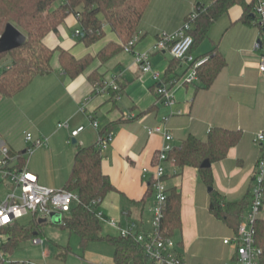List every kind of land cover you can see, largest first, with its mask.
<instances>
[{"label": "crops", "instance_id": "1", "mask_svg": "<svg viewBox=\"0 0 264 264\" xmlns=\"http://www.w3.org/2000/svg\"><path fill=\"white\" fill-rule=\"evenodd\" d=\"M168 3L160 2L165 9ZM198 3L201 2L195 5ZM153 5L154 0L141 21L135 51L149 50L162 33L175 32L196 10L184 8L178 3L173 17L165 11L157 12ZM242 13L243 8L241 15ZM240 17L227 26L218 38L214 35V29L220 17L209 32V43L205 49L193 52L199 57L218 47L225 56L227 64L213 84L206 88L200 79L193 84H175L173 88L176 103L172 107L158 102V83L151 73L141 70L135 61L134 52L124 50L100 68L106 78L116 77L123 87L122 93L115 99L109 91H94L89 75L99 63L73 78L63 70L59 54L56 53L51 73L37 76L27 88L10 98L0 96V108L7 107V110L16 115L15 118L25 117L33 127L32 131L24 129L21 139L0 129L2 144L14 151L25 152V132L33 133L35 130L34 136L47 137L48 142L50 141L49 146L46 144L47 146L44 145L34 153L39 161L46 162L54 156V142L59 133L61 138L69 136L71 139V130L84 125L85 130L76 139L77 143L87 146L97 143L103 129L112 128L114 138L103 151L102 168L118 191L109 193L98 210L103 216L106 214L107 218L116 219L121 226L135 221L140 231L147 232L151 228L146 230L145 216L150 212L152 226L151 209L155 204V195L151 190L152 172L145 173L144 168L153 167L157 154L164 145L163 135L149 134L147 128L156 126L162 116L170 114L168 125L174 135L173 145L180 144L190 134L206 139L210 130L216 126L240 129L243 132L241 141L229 150L225 159L212 164L214 188L227 201H250L249 196L255 184V169L264 154V141L257 142L258 134L264 132V74L259 69L260 52L254 49L256 40L261 36L260 27L254 24L256 27L242 38L229 32L232 25L241 22ZM73 26H76L75 32L80 29L77 17L71 14L57 32L47 36V43L53 48L69 49L80 57L89 52L96 54L108 40L116 38L110 32L109 36L87 47L83 42L78 44L68 36L65 27ZM108 28L107 26V31ZM74 36L78 38L75 33ZM172 58L167 50L154 52L151 57L153 69L164 76ZM188 69L189 64L186 62L178 65L180 79L187 74ZM128 114H134V118L128 119ZM91 115L99 121V128L92 125ZM54 119L59 120L58 124L68 121L70 127L57 126L58 131L48 132L46 127ZM165 166L169 189L176 186L182 195L183 225L177 242L178 252L189 264L233 263L236 249L232 243L224 241L232 238L236 231L211 213V191L203 186L197 168H180L171 161ZM29 167L38 175L41 184L53 188L52 185L41 182L40 169L31 168L30 161ZM248 211L249 207L245 209L244 217ZM114 229L118 235L119 230Z\"/></svg>", "mask_w": 264, "mask_h": 264}, {"label": "trees", "instance_id": "2", "mask_svg": "<svg viewBox=\"0 0 264 264\" xmlns=\"http://www.w3.org/2000/svg\"><path fill=\"white\" fill-rule=\"evenodd\" d=\"M151 1L0 0V36L7 24L13 23L28 37L25 45L0 52V63L7 58L11 60L7 68L0 70V96L10 98L27 88L37 76L51 73L52 61L56 53L59 54L61 67L69 76L75 78L89 70L95 63H99V66L90 72L89 77L93 83L103 80L106 77L100 72V68L123 52L125 45L139 33L141 21ZM236 5L243 8L239 19L241 22L248 25L256 24L257 16L254 13L253 1L215 0L209 6L197 4L198 17L194 29L190 32L194 37L191 52L196 51L209 36L213 24ZM71 14L77 17L81 30L78 37L87 47L95 45L107 36V26L116 38L108 40L96 54L89 52L80 57L69 49L51 47L47 43V36L57 32L59 26ZM202 57L209 59L200 68L199 79L208 88L225 68L227 60L218 47L199 56ZM182 62L175 57L170 60L163 78L165 83L174 86L180 80L177 67ZM118 84L117 89L109 90L113 99L122 93L123 87L120 81ZM111 130L112 128H105L102 132ZM242 136L243 132L240 129L216 126L210 130L206 139L188 135L180 144L173 145L168 156L169 161L180 168H197L203 182L213 188L209 206L211 213L224 220L236 232L243 221L245 209L251 205L253 194L250 193V201L248 199L227 201L214 188L213 167L202 168V163L206 159L212 164L225 159L229 150L241 141ZM11 154H21L17 162L18 165L24 164L22 151L11 149ZM102 163L103 150L96 144L87 146L78 144L70 176L64 187L77 193L80 201L63 216L62 222L58 225L70 234L78 235L83 248L100 241L110 243L114 249L115 264H157L147 256L143 244L135 235L124 237L120 234L103 233L97 211L107 195L118 191V188L110 176L103 171ZM151 190L153 191V187ZM98 200L101 201L95 203ZM44 224L35 222L26 226L19 219L4 228L2 231L8 234L9 239L0 246V256L3 257L0 258V264H26V260L8 259L7 256L14 254L24 242L43 236ZM182 225V195L175 186L169 189L162 227L167 236H174ZM255 230V245L263 250L261 263L264 264V213L257 219ZM70 253H72L71 246L57 244L55 252L57 259L65 261Z\"/></svg>", "mask_w": 264, "mask_h": 264}, {"label": "built area", "instance_id": "3", "mask_svg": "<svg viewBox=\"0 0 264 264\" xmlns=\"http://www.w3.org/2000/svg\"><path fill=\"white\" fill-rule=\"evenodd\" d=\"M254 2V13L257 16L256 24L261 29V36L256 40L254 49L260 52L259 69L264 74V0H250ZM198 11L192 12L184 24L172 33H162L155 44L147 51H135L134 47L138 40L136 35L128 44L125 51L134 52L135 61L139 64L144 73H151L155 81L159 84L157 94L158 102L168 107L176 103L173 86L163 81L164 76L159 71L153 69L151 57L154 52L161 50L169 51L173 57L181 59L189 64L187 74L177 83L193 84L199 79L200 68L208 61L209 57H196L191 48L194 44V37L191 31L194 29ZM75 34L79 36L81 30L77 29ZM176 83V84H177ZM96 93L108 92L111 88L119 87L116 77L104 78L93 83ZM84 109V106L82 107ZM180 113V112H179ZM128 119L134 118V114L126 115ZM171 115H164L156 126L148 127L149 134L160 133L164 138V145L157 154L156 161L152 168H144V172H152L151 185L155 195V204L152 207V229L150 231H140L139 225L135 221H130L127 226L121 224L114 218H104L101 211H97L100 219L119 230V234L127 237L135 235L137 240L143 244L147 256L157 264H189L186 258L177 250V242L174 236H167L162 224L167 208L169 187L166 182V166L169 161V151L172 149L173 133L169 128ZM91 123L95 128H99V121L90 116ZM59 128H69L68 121L60 122ZM85 126L81 125L71 130V139L76 138ZM114 132L108 131L100 134L96 145L103 151L106 150L113 141ZM264 141V132L258 134L257 142ZM25 142L27 144L24 155L25 162L18 165V158L21 154L12 155L11 148L2 144L0 137V174L9 179L12 189L8 195L0 202V246L9 239L8 234L2 230L14 224L20 218L32 214L35 222L41 219L51 218L52 213H60L63 216L69 213L72 207L80 201L77 193L63 188H51L40 183L36 173L30 170L29 161L33 153L47 144V137H36L30 131L25 132ZM255 184L252 191L253 197L249 211L241 222L238 231L232 238H226L225 243H232L236 249V258L233 263L226 264H262L261 255L263 250L255 245V223L264 213V154L259 159L255 169ZM101 200L96 201L100 202ZM42 216V217H41ZM61 220V222H62ZM41 242V238L34 240ZM0 258H3L0 256ZM26 264H40L33 261H25Z\"/></svg>", "mask_w": 264, "mask_h": 264}, {"label": "rangeland", "instance_id": "4", "mask_svg": "<svg viewBox=\"0 0 264 264\" xmlns=\"http://www.w3.org/2000/svg\"><path fill=\"white\" fill-rule=\"evenodd\" d=\"M170 2L166 6L165 9L160 2ZM215 0H154V7L157 12L169 13L172 14L173 17L175 16V12H177V4H181L184 8H192V11L196 9V3L201 2L205 4V6H209ZM250 2V0H247ZM153 2V0L151 1ZM242 11V7L240 5L234 6L230 13L227 15L222 16L216 24L214 29L215 37L221 36L224 29L235 22L238 17H240ZM253 27H256L253 23L251 25L245 24L243 22H237L236 24L232 25L230 29V34L236 36H240L242 38L247 32H250ZM68 36L73 39L78 44H81L80 38L75 37V29L76 26L73 27H65ZM110 28H108L107 35L109 36ZM113 33V32H112ZM213 33V32H212ZM114 34V33H113ZM115 35V34H114ZM213 36V35H212ZM107 37V36H106ZM209 38L207 37L199 46L198 50L202 51L209 43ZM11 63L10 58L3 60L0 63V70L7 68ZM35 91L38 93L37 88ZM10 102V101H8ZM7 107L0 108V129L4 131L11 132V136H14L18 139H21L23 136L24 129H33L31 122L26 119L25 117H16L14 113L10 110L6 109ZM170 115V114H165ZM17 119V120H16ZM58 119L52 120L46 127L48 132L58 131ZM64 122V121H63ZM32 131V130H31ZM35 130H33L34 133ZM67 133V130L65 131ZM6 140V136H4ZM7 141V140H6ZM56 144L54 150V156L50 157L45 160L39 161L36 154L33 153L30 156V166L31 168H39L41 174V182L44 184L52 185L53 188L60 189L63 188L70 176V172L72 169V164L74 161V155L77 149L78 144H74L69 136H66L64 139L60 137V133L54 142ZM50 145V141L47 143ZM46 145V146H47ZM59 156H56V155ZM170 171V170H169ZM203 186L208 191L209 186L204 184L203 180L201 179ZM12 189V185L9 179L4 178L0 174V201L4 199L9 191ZM153 203V199H151ZM154 206V203H153ZM150 212L146 213V221L147 226L146 230L152 229L150 224ZM104 218H107L106 214H104ZM42 217V216H41ZM20 222L22 224L29 226L32 223H35L34 217L32 214L26 215L20 218ZM103 233L104 234H112L117 235V231L110 227L104 219H101ZM44 235L39 237L41 238V242L36 243L34 240L31 239L24 242L14 254H10L8 259H19V260H26V261H33L36 263L42 264H115L113 259V246L106 242L100 241L90 244L87 248H83L81 246V240L78 235L70 234L68 231L62 229L52 217L49 219V222L43 225ZM181 237L180 230H177L174 234V239L176 242L179 241ZM57 244L62 246H71L72 253H70L65 261L59 260L55 257V252L57 249Z\"/></svg>", "mask_w": 264, "mask_h": 264}, {"label": "water", "instance_id": "5", "mask_svg": "<svg viewBox=\"0 0 264 264\" xmlns=\"http://www.w3.org/2000/svg\"><path fill=\"white\" fill-rule=\"evenodd\" d=\"M28 41L27 35L21 31L16 25L13 23H8L4 32L0 36V52H7L14 48L20 47L22 45H25ZM74 144L77 143V139L74 138L72 141ZM212 166V162L208 159H206L202 163V168H209ZM213 188L210 187L209 191H212ZM52 219L56 221L57 224L61 223L62 216L60 213H52L51 215ZM47 219H41L40 223H46Z\"/></svg>", "mask_w": 264, "mask_h": 264}]
</instances>
